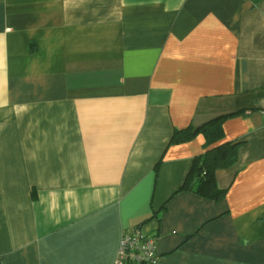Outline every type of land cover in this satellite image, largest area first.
<instances>
[{
    "label": "crops",
    "instance_id": "1",
    "mask_svg": "<svg viewBox=\"0 0 264 264\" xmlns=\"http://www.w3.org/2000/svg\"><path fill=\"white\" fill-rule=\"evenodd\" d=\"M264 0H0V264H264ZM221 121L225 198L183 187ZM160 165L158 173L155 168Z\"/></svg>",
    "mask_w": 264,
    "mask_h": 264
},
{
    "label": "trees",
    "instance_id": "2",
    "mask_svg": "<svg viewBox=\"0 0 264 264\" xmlns=\"http://www.w3.org/2000/svg\"><path fill=\"white\" fill-rule=\"evenodd\" d=\"M202 134L206 139V144L209 147L203 159L195 161V165L189 173L183 187L177 193L189 191L191 180L197 179L199 186L195 189V193L201 197L221 201L225 198L226 191L218 188L216 183V172L221 169L232 167L238 157V144L231 142L222 143L219 147H214V144L223 139V128L221 121L211 122L198 131L192 128L180 130L174 133L171 140L172 144H184L192 141L196 136ZM160 163L156 166L155 171L158 173Z\"/></svg>",
    "mask_w": 264,
    "mask_h": 264
},
{
    "label": "built area",
    "instance_id": "3",
    "mask_svg": "<svg viewBox=\"0 0 264 264\" xmlns=\"http://www.w3.org/2000/svg\"><path fill=\"white\" fill-rule=\"evenodd\" d=\"M157 260L158 246L155 237L149 236L140 227L123 235L117 264H156Z\"/></svg>",
    "mask_w": 264,
    "mask_h": 264
}]
</instances>
